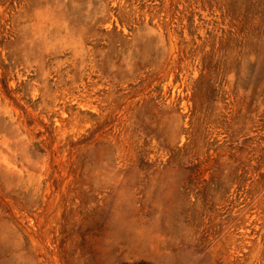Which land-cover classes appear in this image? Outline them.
Segmentation results:
<instances>
[{"label":"rangeland","instance_id":"1","mask_svg":"<svg viewBox=\"0 0 264 264\" xmlns=\"http://www.w3.org/2000/svg\"><path fill=\"white\" fill-rule=\"evenodd\" d=\"M0 264H264V0H0Z\"/></svg>","mask_w":264,"mask_h":264}]
</instances>
